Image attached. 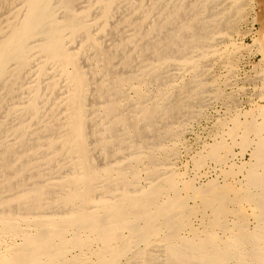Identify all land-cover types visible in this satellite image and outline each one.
I'll list each match as a JSON object with an SVG mask.
<instances>
[{
    "label": "bare ground",
    "instance_id": "6f19581e",
    "mask_svg": "<svg viewBox=\"0 0 264 264\" xmlns=\"http://www.w3.org/2000/svg\"><path fill=\"white\" fill-rule=\"evenodd\" d=\"M246 2L0 0V264H264V203L248 233L164 144L204 104L205 49L247 20ZM176 67L192 69L179 85ZM205 192L215 212L199 230L187 204Z\"/></svg>",
    "mask_w": 264,
    "mask_h": 264
},
{
    "label": "rangeland",
    "instance_id": "374dc122",
    "mask_svg": "<svg viewBox=\"0 0 264 264\" xmlns=\"http://www.w3.org/2000/svg\"><path fill=\"white\" fill-rule=\"evenodd\" d=\"M246 1L247 7L245 13L248 14L247 20L244 22L242 20L239 21V23L236 25L237 29L235 28L236 30L233 29V31H229L230 33L228 31H224V33L221 32L222 36L218 38L216 44H210L208 48L205 49L206 58L201 63V79H203V82L207 83H205V87L207 88V93L205 95L208 94L211 99L208 97V95L205 96V100L209 101H206V103L204 100L203 105H206H202L201 109L200 107L194 108L195 112H193V114L191 115L192 117H190L188 121L180 125V136L173 142L164 140V144L166 147L172 148L174 150V155L170 157L168 161L173 164L174 169L177 173L183 175L182 180L187 181L188 183L190 182V185L192 183V187H194V190L198 192L203 193V191H205L204 189H207L213 184L214 186L218 187L220 191H224L226 193V196L224 197V201L222 203L221 212H231L228 213V215H225L226 217H224L228 220H232L233 218H237L235 217L236 215H239L240 218H243L242 220H244V224L248 229V233H250L253 232L256 228L255 222L259 214V210L261 209L260 204L264 203V192L257 191L254 188L253 191L252 187L248 185L247 180L249 179L250 172H254V176L256 175V177L258 178H264V171L262 170L264 169V131L260 134H256L252 133L250 130L248 131V128L251 125H258L263 123L264 116L262 117L261 110V108L264 107L263 87L259 95L261 102L258 103V105L250 108H244L240 111L229 109L226 111L227 114H225V117L219 122V129L222 134L221 139L208 144L206 146V149L196 158L198 167L197 164H195L196 160L194 161L193 166L197 171L203 169L208 163H213L217 166H220L221 179H212L203 183H196L194 180H192L191 177L184 173L183 170H178L174 164L175 158L177 157L178 153V146L183 138V135L185 134L187 126L196 117L200 116L203 110L208 105L217 102L227 104L236 99V97L242 100H247L253 95L251 84L255 80V78L262 76V81H264V64L259 63L260 59L264 57V54L260 53L258 49H256L258 46L257 39L259 38V36H262L264 38V0ZM248 1L251 3H249ZM219 39L220 41L224 40V43H220ZM217 51L219 53H217ZM205 72L206 74H204ZM239 72L240 76L238 77ZM175 73V83L177 82L176 84L179 85L184 80H187L190 77V75L192 74V69L190 70V68L188 67H176L174 74ZM210 83L211 85H209ZM213 86H215V90ZM232 92H234V94ZM216 94H219L220 96L217 97ZM213 95L215 96L213 97ZM233 120L235 121V125L232 122ZM214 143H222V149H219L216 154L218 156L210 155V149L208 148V146L210 147V145ZM236 156H238L239 161L233 162V158H236ZM259 168L263 173L260 174L261 171L259 170ZM190 193L191 192H188L186 190L184 191L183 189L182 191L180 190V194L182 196H191L192 193ZM252 194L254 195L253 197ZM212 195V192H205L204 194H202V196L206 197V199L202 201L199 198L200 196H195V198H189L191 200H188V207L192 210H198V213H196L191 218V222L193 227L197 229L199 228V230H202V216H204L203 223L205 224L206 222V224H208L205 218H211V213L215 212L214 208L204 207L202 205V202H205V200H209ZM258 197L262 198L263 200L259 199ZM202 209H204L205 211L203 214H201L203 212ZM253 214L256 215L254 216ZM217 232L219 235L222 234L220 231Z\"/></svg>",
    "mask_w": 264,
    "mask_h": 264
},
{
    "label": "built area",
    "instance_id": "2783aa9c",
    "mask_svg": "<svg viewBox=\"0 0 264 264\" xmlns=\"http://www.w3.org/2000/svg\"><path fill=\"white\" fill-rule=\"evenodd\" d=\"M239 76L240 72L238 73ZM251 86L253 92L251 98L242 100L236 97V99L227 104L217 102L208 105L201 115L196 117L187 126L185 134L178 146V153L174 164L178 170H183L196 183H203L212 179H221L220 166L208 163L203 169L197 171L194 169L193 164L208 144L221 139L222 134L219 129V122L225 117L228 109L240 111L244 108L254 107L261 102L259 95L262 87L264 88L262 76L256 77ZM232 93L234 94V92ZM237 161H239L238 156L233 158V162Z\"/></svg>",
    "mask_w": 264,
    "mask_h": 264
}]
</instances>
